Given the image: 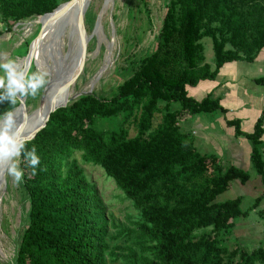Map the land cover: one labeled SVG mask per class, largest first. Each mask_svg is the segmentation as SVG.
I'll use <instances>...</instances> for the list:
<instances>
[{
	"label": "trees",
	"instance_id": "obj_1",
	"mask_svg": "<svg viewBox=\"0 0 264 264\" xmlns=\"http://www.w3.org/2000/svg\"><path fill=\"white\" fill-rule=\"evenodd\" d=\"M68 1L0 0L1 21L8 31L15 23L41 18ZM237 7L234 0H172L155 51L116 95L107 99L83 93L51 113L26 146L34 145L41 157L35 175L21 156L30 214L14 264H106L104 210L94 184L74 157L77 152L83 163L102 167L140 211L136 226L142 249L134 253L131 264L263 260L258 251L223 247L219 242L236 219L246 217L264 199V110L250 133L242 130L239 119L227 121L237 136L251 142L250 160L263 185L247 210L241 207V196L223 202L217 198L235 180L246 184L250 173L235 165L224 167L215 155L201 154L194 138L177 125L184 113L227 114L218 98L196 100L188 87L216 79L228 62H251L252 56L245 54L264 49V3L250 15L257 18L253 26L259 34L250 33L247 15ZM204 37L212 38L214 65L206 62ZM257 82L264 84V76ZM174 104L181 108L172 111ZM9 107L5 100L0 112ZM159 113L162 119L155 124ZM101 118L105 128L98 127ZM132 124L137 128L134 137L129 131Z\"/></svg>",
	"mask_w": 264,
	"mask_h": 264
},
{
	"label": "rangeland",
	"instance_id": "obj_2",
	"mask_svg": "<svg viewBox=\"0 0 264 264\" xmlns=\"http://www.w3.org/2000/svg\"><path fill=\"white\" fill-rule=\"evenodd\" d=\"M171 1L90 0L84 15L85 29L89 37L87 56L82 70L71 81L68 104H71L83 93H95L97 96L107 99L116 95L119 86L129 80L140 69L146 56L155 51L157 47L156 37H158L157 35ZM234 2L239 7H237L238 10L247 15L250 33H261L258 27L253 26L257 18L253 20L250 15L255 14L253 9H259V5L264 3L263 0H234ZM41 18H31L15 23L7 31V26L1 21L0 15V24H3L5 30V35H0V60L15 59L20 64L21 60L28 54L31 42L40 31ZM202 43L205 49L206 62L214 65L212 38L204 37ZM76 47V35L71 33L70 28H67L64 35L59 39L49 38L47 40L44 52H40L39 59H34L35 53L32 55L29 69H46L50 75L54 76L56 72L67 69L68 66L74 63ZM228 47L230 45H227ZM37 49L39 51L40 48ZM245 55H251L254 60L251 62L241 61L243 62L242 65L254 66L255 62L264 60L262 59L264 49H255L252 53ZM262 76H264V73L259 77ZM259 77L247 76L246 78L249 81L245 85L242 84L247 80L241 81L240 78L233 82L234 88H237L238 92L235 100L239 99L238 102L242 103L241 94L254 92L252 83L255 81L259 84L257 82ZM61 85V82H55L52 85L55 88L52 90L48 89L46 92L45 87L36 97H26L28 114L33 115L38 111L50 94L56 95ZM203 85L205 83L194 88L189 87L188 91L192 89L195 92L203 89L205 87ZM205 96L207 95L193 97L196 100H202ZM210 96L216 98L212 92ZM160 105H165V102L160 101ZM256 107L259 108V105L257 104ZM180 108V104H174L171 110L176 111ZM163 113L157 114L155 124L160 122ZM16 118L17 120L23 118L21 110L16 114ZM235 119H239L241 123V119L231 111L227 114L184 113L178 118L177 125L182 132L191 135L194 140H196L198 132L209 133L214 131L219 133L220 131L224 132L226 128L228 131L231 129V134L240 138L239 140L242 142L249 143L251 149L249 139L245 136H237L235 127L227 123L228 120ZM202 123H208L211 130L202 127ZM105 126L106 121L101 118L98 121V127L105 128ZM196 126H199V129ZM241 128L243 130V125ZM129 131L130 136L134 137L137 134L136 126L132 124ZM261 147H264L263 136ZM216 149H211L206 154L217 156L224 167L230 166L222 158L223 155L219 151H215ZM262 151L264 155V149ZM199 152L204 154L201 151ZM74 157L81 163L87 177L94 184L104 210L105 221L107 222V240L109 241L106 264H131L134 253H138L142 249L140 232L136 226V222L140 219V211L134 207L132 201L126 199L115 180L108 177L102 167L96 164L83 163L79 152L75 153ZM18 159L21 162V157ZM245 162L244 169L250 173L251 179L246 184H242L239 180L233 181L231 188L217 198V201L223 202L241 196L243 210L249 209L263 191L261 178L253 170L249 156L245 158ZM29 214L30 200L23 183L13 182L12 177L6 173L0 191V264L15 263L18 246L29 224ZM202 232L204 230L199 231L198 234H202ZM219 244L228 248L241 246L249 251H258L263 254V260L258 264H264V199L260 206L251 210L246 217L236 219L233 228L220 236ZM202 251L201 248L197 253L200 255Z\"/></svg>",
	"mask_w": 264,
	"mask_h": 264
},
{
	"label": "crops",
	"instance_id": "obj_3",
	"mask_svg": "<svg viewBox=\"0 0 264 264\" xmlns=\"http://www.w3.org/2000/svg\"><path fill=\"white\" fill-rule=\"evenodd\" d=\"M5 30L3 24H0V35L3 36ZM263 54V53H262ZM262 56V55H261ZM264 59V56H262ZM241 61L228 62L220 69L219 74L215 80H205L199 83V85L205 83L203 89H199L193 92L189 89V94L193 97H199V95L206 94L207 96L212 94L220 100V103L225 107L228 112H232L238 118L241 119L243 130L250 133L255 127L257 117L261 115V111L264 110V84H257L255 81L252 83V90L254 92H245L242 95V103H239V99L235 100L238 96L237 88H234L233 82L237 79L246 81L247 76L256 78L264 73V60L255 62L253 66L242 65ZM25 59L21 60L20 65L25 66ZM243 67V68H242ZM244 77V79H243ZM247 80L242 85H245ZM257 84V85H254ZM197 87V86H196ZM189 88V87H188ZM194 88V87H192ZM191 90V91H190ZM206 97V96H205ZM204 97V98H205ZM195 98V97H194ZM196 99V98H195ZM259 105V108L256 105ZM222 114V113H217ZM204 128L211 130L208 123H202ZM241 125V126H242ZM199 129V126H196ZM221 130V129H220ZM232 130L224 129V132L220 131L215 133L210 131L209 133H199L195 140V146L199 147V151L206 154L211 149L217 148L215 151H219L223 155V159L227 165H235L244 168L246 165L245 158L250 157L251 149L249 143L242 142L231 134ZM264 137V134H263ZM262 150L264 147H261Z\"/></svg>",
	"mask_w": 264,
	"mask_h": 264
},
{
	"label": "clouds",
	"instance_id": "obj_4",
	"mask_svg": "<svg viewBox=\"0 0 264 264\" xmlns=\"http://www.w3.org/2000/svg\"><path fill=\"white\" fill-rule=\"evenodd\" d=\"M49 80L46 69L30 70L15 59L0 60V103L7 100L10 106L0 112V170L6 171L17 184L24 180V170L19 166L18 158L22 156L26 166L35 175L41 157L34 145L26 147L31 137L24 135L22 126L17 122L14 106L22 104L26 97H36ZM5 164L7 166L3 168Z\"/></svg>",
	"mask_w": 264,
	"mask_h": 264
},
{
	"label": "water",
	"instance_id": "obj_5",
	"mask_svg": "<svg viewBox=\"0 0 264 264\" xmlns=\"http://www.w3.org/2000/svg\"><path fill=\"white\" fill-rule=\"evenodd\" d=\"M89 1L90 0H70L60 4L54 11L44 14L42 18L49 16L50 19L47 23L41 22L42 25L40 31L31 42L30 50L24 57L26 61L25 66L30 68L32 55L37 49V43H39L41 51L44 52L45 43L47 40L49 38L59 39L64 35V32L67 28H70L71 33L76 35L77 47L75 51L74 63L68 66L67 69H61L60 71L56 72L54 76L49 74L50 82L47 84L45 89L46 92L48 89L52 90L55 88L52 87L55 82H61L62 85L56 92L58 97L61 96V100H59L57 103L51 104V107L48 108L47 112L45 113L42 123H40L32 133L26 135L30 136L31 139L35 138L37 133L46 126L52 112L67 106L69 101L68 95L71 81L77 74H79L85 64L89 37L85 29L84 15ZM77 5H80L79 8L74 13H71V10ZM18 109L23 112L24 121L21 123V126L22 130H24L26 128L25 120L30 116L27 112L26 98L22 104L15 108V111Z\"/></svg>",
	"mask_w": 264,
	"mask_h": 264
},
{
	"label": "bare ground",
	"instance_id": "obj_6",
	"mask_svg": "<svg viewBox=\"0 0 264 264\" xmlns=\"http://www.w3.org/2000/svg\"><path fill=\"white\" fill-rule=\"evenodd\" d=\"M79 6L80 5L75 6L71 10V13H74L79 8ZM49 19H50V17L47 16V17L43 18L42 20H40V22L47 23ZM37 48H40L39 43H37ZM40 52H41V48L39 49V51H38V49H36L34 59L40 58V55H41ZM59 100H61V96L58 97L57 95L50 94L46 98V100L42 103V105L40 106L38 111H36L33 115H30L25 120L26 128L23 130V133L25 135H29L30 133H32L35 130V128L38 127L40 123H42L44 116H45V113L47 112L48 108L51 107V104L57 103ZM19 110L20 109L16 110V114L18 113ZM23 121H24L23 118L21 120H17L18 124H20V125ZM6 166L7 165L5 164L3 166V168H6ZM5 176H6V171L0 170V191L2 190Z\"/></svg>",
	"mask_w": 264,
	"mask_h": 264
}]
</instances>
